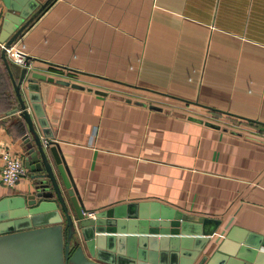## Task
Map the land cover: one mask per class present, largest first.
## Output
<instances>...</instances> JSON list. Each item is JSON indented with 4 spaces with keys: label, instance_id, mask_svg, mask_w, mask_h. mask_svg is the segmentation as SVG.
I'll use <instances>...</instances> for the list:
<instances>
[{
    "label": "crops",
    "instance_id": "crops-1",
    "mask_svg": "<svg viewBox=\"0 0 264 264\" xmlns=\"http://www.w3.org/2000/svg\"><path fill=\"white\" fill-rule=\"evenodd\" d=\"M15 43L51 79L41 109L86 210L156 201L264 238V0H51ZM17 105L0 49V173L5 150L24 162ZM31 188L0 179V199Z\"/></svg>",
    "mask_w": 264,
    "mask_h": 264
},
{
    "label": "water",
    "instance_id": "water-1",
    "mask_svg": "<svg viewBox=\"0 0 264 264\" xmlns=\"http://www.w3.org/2000/svg\"><path fill=\"white\" fill-rule=\"evenodd\" d=\"M2 1L8 14L0 42L9 46L51 0L35 11L33 0ZM1 58L18 101L9 113L26 124L32 188L0 199V264H264L260 235L235 225L215 233V219L156 201L86 210L41 109L38 81L47 77L30 70L29 56L17 77L4 49Z\"/></svg>",
    "mask_w": 264,
    "mask_h": 264
},
{
    "label": "built area",
    "instance_id": "built-area-1",
    "mask_svg": "<svg viewBox=\"0 0 264 264\" xmlns=\"http://www.w3.org/2000/svg\"><path fill=\"white\" fill-rule=\"evenodd\" d=\"M1 19V10H0ZM0 49L6 51L7 57L15 64L24 66L25 52L22 47L18 46L15 42L9 46H5L3 42H0ZM3 166L1 168L0 179L3 185L7 188H12L19 181L20 177L27 172L23 160L20 157H14L8 150L2 152Z\"/></svg>",
    "mask_w": 264,
    "mask_h": 264
},
{
    "label": "rangeland",
    "instance_id": "rangeland-1",
    "mask_svg": "<svg viewBox=\"0 0 264 264\" xmlns=\"http://www.w3.org/2000/svg\"><path fill=\"white\" fill-rule=\"evenodd\" d=\"M5 186V185H4Z\"/></svg>",
    "mask_w": 264,
    "mask_h": 264
}]
</instances>
